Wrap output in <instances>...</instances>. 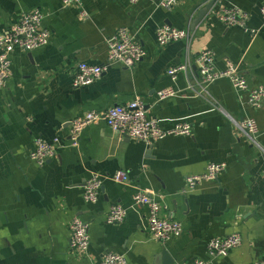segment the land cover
I'll return each instance as SVG.
<instances>
[{"label": "crops", "instance_id": "obj_1", "mask_svg": "<svg viewBox=\"0 0 264 264\" xmlns=\"http://www.w3.org/2000/svg\"><path fill=\"white\" fill-rule=\"evenodd\" d=\"M161 1L84 0L88 18H83L80 8L64 7L62 0H0V35L37 9L51 33L48 46L12 53L13 77L0 89V264H96L110 252L126 256L128 264L264 262L263 155L234 123L255 119L264 149V103L250 107L247 94L227 79L196 97V59L205 51L214 53L217 71L233 64L251 89L264 86V0H176L170 9L160 7ZM233 7L249 14L255 35L220 21V12ZM163 26L188 37L162 47L157 31ZM121 29L145 50L144 59L133 68L112 64L90 86L75 87L80 63L108 64V41ZM185 64L188 71L173 81L168 71ZM168 88L177 96L159 101L158 92ZM135 98L162 129L189 123L192 135L168 137L148 148L97 122L84 129L77 147L69 145L75 119ZM38 138L62 141L58 155L44 166L30 158ZM210 164H225L226 170L187 191V177L204 174ZM120 171L128 173L126 183L114 180ZM95 175L103 186L91 204L84 199V185ZM139 191L164 206V218L182 223L180 238L166 244L152 238L148 208L133 201ZM116 205L127 211L126 219L108 224ZM76 218L90 227L86 255L71 247ZM235 234L242 245L210 260L208 243Z\"/></svg>", "mask_w": 264, "mask_h": 264}, {"label": "built area", "instance_id": "obj_2", "mask_svg": "<svg viewBox=\"0 0 264 264\" xmlns=\"http://www.w3.org/2000/svg\"><path fill=\"white\" fill-rule=\"evenodd\" d=\"M84 0H62L64 7H78L83 18H88V13L83 9ZM137 3L140 0H131ZM176 0H162L159 4L163 8H172L176 5ZM264 17V3L261 8ZM220 21L227 27H240L247 33L255 35L256 30L249 28V14L241 8L233 7L223 9L219 14ZM44 14L39 10H34L22 16L8 33L0 35V89L6 87L8 81L13 77L12 53L20 49L32 52L36 49L46 47L51 41V33L43 26ZM188 33L169 26L160 27L157 31V40L160 46L164 47L170 43L187 39ZM109 59L108 64L103 66L80 63L75 77L74 86L86 87L98 80L108 67L112 64H120L126 68H133L146 55L145 50L135 42L126 29H121L108 41ZM198 70L197 84L199 91L196 97H202L208 93L210 85L220 79H227L233 87L240 92L247 94V103L250 107L260 109L264 103V86L251 89L244 76H242L233 64H229L225 71H217L214 67V53L205 51L196 59ZM189 64L173 67L168 71V76L176 81L179 74L188 71ZM193 90V85L189 86ZM177 96L173 88H168L158 92V100L164 101ZM97 122H104L114 132L123 137L142 142L148 148L154 146L156 142L168 137H180L192 135V126L189 123L176 125L172 130H164L159 123L149 118L145 103L140 98H135L127 105H117L109 108L105 112L90 111L80 118L75 119L70 127L69 145L77 147L80 144L84 129ZM240 133L263 155L264 149L260 146L257 135L258 124L255 119H244L235 122ZM59 138L47 141L42 138L36 140L35 148L30 154V158L39 166H44L48 161L58 155L61 147ZM264 164V161H263ZM226 170L225 164H210L202 175L187 177V191L192 192L204 181H215ZM114 180L117 183H126L129 180L128 173L120 171L115 174ZM103 182L95 175L86 181L84 185V199L87 203L95 204L101 194ZM133 201L137 206L148 208V228L152 238L163 244L178 239L182 236L184 228L182 223L169 220L162 216L164 206L155 200L151 195L139 191L134 195ZM127 211L119 206H113L107 217L108 224H120L126 219ZM71 247L80 255H86L91 245L89 224L80 218H76L70 225ZM242 245L240 235H231L223 239H213L208 243V255L210 260L224 258ZM96 264H128L126 256L118 253H107ZM194 264H207L199 260ZM257 264H264L259 262Z\"/></svg>", "mask_w": 264, "mask_h": 264}, {"label": "water", "instance_id": "obj_3", "mask_svg": "<svg viewBox=\"0 0 264 264\" xmlns=\"http://www.w3.org/2000/svg\"><path fill=\"white\" fill-rule=\"evenodd\" d=\"M214 3H211L209 5L206 6L205 9H203L201 12H200V15H199V19H198V22H200L202 20L203 17H205V15L208 13V11L211 9V7L213 6ZM153 146H151L152 148ZM150 148V149H151ZM165 258H167V263L170 259L169 255L167 254V251L165 250L162 254ZM169 257V258H168Z\"/></svg>", "mask_w": 264, "mask_h": 264}]
</instances>
